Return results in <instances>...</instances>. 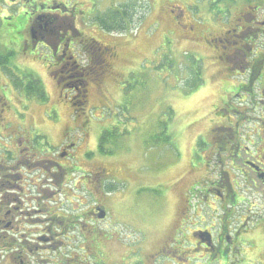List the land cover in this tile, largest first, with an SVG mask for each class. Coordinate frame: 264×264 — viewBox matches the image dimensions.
Here are the masks:
<instances>
[{
  "label": "flooded vegetation",
  "instance_id": "1",
  "mask_svg": "<svg viewBox=\"0 0 264 264\" xmlns=\"http://www.w3.org/2000/svg\"><path fill=\"white\" fill-rule=\"evenodd\" d=\"M242 1L246 8L231 28L205 37L206 42L218 48L222 68L236 53L243 52V47L237 45L238 37L249 39L247 42L259 36L264 39V28L259 26L264 18L258 20L256 13L259 5L254 4L255 9H251L249 0ZM77 6L76 1L69 7L62 0H0V47L3 49L0 54H11L8 64L14 61V54L37 56L44 62L46 78L53 80L56 88L50 95L55 106L52 112L57 118L60 98L70 107H76L75 114L78 110L84 112L86 85L97 80L92 76L94 54H87L79 43L77 25L81 20L75 14ZM245 20L248 24H243ZM185 27L178 28L181 36L186 32ZM232 44L237 45L236 53L228 54ZM104 52L108 54L106 58L98 56L100 63L117 55L112 46H106ZM249 54L258 57L262 53L254 50ZM263 59L264 56L256 58L253 67L241 66L246 63L238 60L241 65L237 64V68H249L250 75L229 88L232 95L213 108L219 121L207 130L212 133L211 138L207 135L204 139L203 134L195 138L189 166L194 174L201 170L204 173L182 192L180 207L167 210L165 194L171 187L168 183L156 199L160 203L159 212L143 220L140 215L133 220L117 210L111 212L112 197H106L108 206L95 202L88 210H79V196L75 193L78 187L97 180L106 169L92 165L84 176L75 175L80 168L70 162L78 159L76 153L70 152L74 149L71 141L60 147L54 158H43L52 153L53 147L46 146V134L54 123L44 117L48 126L43 135L37 131L35 122L25 120L22 110L11 108L14 120L3 126L10 138V146L4 147L10 163L5 170L0 168V247H8V264H264V110L253 120V129L244 132L240 122L250 119L243 115L244 109L239 110L232 103L236 96L239 106L250 103L256 107L246 95L253 97L254 77L258 85L264 82V73L256 63ZM17 63L8 66L10 75L0 68V113L1 107L8 103L4 100L6 91L12 92L13 102L15 95L22 97L21 93L13 92L18 81L25 84L29 80L32 86L38 80L40 90L45 92L43 75L34 73L32 62L23 64L31 66L29 71L21 70L17 65L22 64ZM21 88L23 98L33 96L29 95L31 87L22 85ZM259 90L260 96H264V88L260 89L259 85ZM42 95L44 98L39 103L48 99L46 92ZM30 130L35 133L31 135ZM176 155L174 160L182 162L180 155ZM58 157L68 162L62 164ZM210 164L218 168L215 179L206 174ZM32 170L41 171L45 178L38 179V183L35 178L27 179L25 174L29 175ZM29 187H34L32 194ZM245 192L252 193L250 198ZM107 193L113 195L109 186ZM253 195H260L262 204H256ZM46 201H53L54 205L48 207ZM107 219L112 228H101L100 223Z\"/></svg>",
  "mask_w": 264,
  "mask_h": 264
},
{
  "label": "rangeland",
  "instance_id": "2",
  "mask_svg": "<svg viewBox=\"0 0 264 264\" xmlns=\"http://www.w3.org/2000/svg\"><path fill=\"white\" fill-rule=\"evenodd\" d=\"M73 1L81 0H62V4L65 5L66 2L70 7ZM90 1L93 9L99 13H106L108 10L127 13L120 22L125 27L123 34L101 30L94 23H90L89 14L85 15L86 18L78 24L82 32L98 40L102 47H114L116 57L111 58L109 64L104 65V71L100 68L102 72L100 82L96 80L94 84L86 85L88 92L84 102V112L78 110L75 114L76 107H70L60 98L61 105H58L59 118H57L52 112L55 106L54 99L50 95V92L56 88L53 80L46 78L44 62L37 59V56L29 58L22 54H14V61L8 64L9 67H13V63L18 62L22 64L17 65L21 70L29 71L32 66L34 73L40 72L43 75L42 84L48 99L39 103V99L44 97L39 90L38 80L30 89L32 94L29 95L34 97L23 98L22 95L21 87L23 85L27 89L30 88L29 80L25 84L18 81L19 84L14 85L13 92L21 93L22 96L18 98L15 95L14 102L12 92L6 91L7 98L4 100L8 103L1 107L3 111L0 113V168L5 170V166L10 163L4 149L10 146V138L8 130L3 126L8 124V121L14 120L13 110H22L26 116L25 120L30 121L31 124L35 122L37 131L43 135L47 132L48 126L44 117L54 123L53 129H49L46 134L48 142L46 146L53 147L52 153L43 155V158H54L60 147L71 141L74 143V149L70 152L76 153L78 159L70 162H75L80 168L75 175L80 177L92 165L106 169L100 173L97 180H92L84 187H78L75 193L79 196L77 202L79 210H88L95 202L108 206L106 197L110 199L112 197L110 202L114 208H111V212L117 210L133 220L135 219L133 217L139 215L141 220L151 218L161 209L156 199L163 194L168 183L171 187L165 194L166 208L178 209L182 192L204 173V170H201L199 174H194L189 166L190 149L195 138L199 134H203L204 139H207V135L209 139L211 138L212 133L207 130L211 129V125H217L219 121L217 115L213 114V108L220 106L226 97L232 95L228 92L229 88L245 81L250 75L249 68L247 70L245 67L237 68V64L241 65L238 60L246 63L241 66L253 67L254 60L264 56L262 45L264 39L259 36L247 42L249 39L238 37L237 45L243 47L241 48L243 52L236 53L237 45L232 44L228 54L235 52L236 55L231 57L232 61H228V64H224L222 68L218 48L214 43L206 42L205 37L231 28L241 16L242 10L246 8L242 0ZM247 3L251 5V9H255L254 4L259 5L256 13L258 20H262L264 0H249ZM75 14L83 16L84 13L78 8ZM183 23L186 32L181 36L178 28L182 29ZM243 24L248 22L245 20ZM259 26L264 28V23ZM245 28L247 29L248 26ZM86 35L78 36L82 50L88 39ZM220 44L226 45V43ZM0 50L3 49L0 47ZM254 50L262 54H258V57L249 54ZM93 57L96 58L95 54ZM28 62H32L31 66L23 65ZM256 63L264 73V59ZM229 65L233 68H228ZM98 66L100 67V64ZM21 70L19 71L22 72ZM240 70L246 72L242 73ZM198 77L201 82L192 88ZM13 79L17 80L16 76H13ZM259 85L260 89L264 88V82ZM259 85L257 77H254L253 97L246 95L256 107L249 105L250 103L239 106L236 96L232 101L239 110L244 109L243 115L250 119L240 122L241 131L250 132L254 126L253 120L264 110V103L260 101V99L264 100V96H260ZM31 131L33 135L35 132ZM104 135L108 139L102 153L98 143L100 137ZM176 154L180 155L182 162L174 160ZM57 160L62 164L68 162L65 158L58 157ZM175 164L180 166L173 167ZM206 174L215 179L218 168L210 164ZM25 177L35 178V183L39 182L38 179L45 178L39 170H32L29 175L25 174ZM236 177L238 181L242 180L238 174ZM108 186L113 191V195H107ZM86 189L88 191H85ZM29 190L32 194L34 187H29ZM251 194V192L244 193L248 198ZM253 197L256 204H262L260 195ZM3 201L6 204L5 200ZM44 203L48 207L54 205L53 201ZM100 226L112 228L108 219L102 221ZM0 249V255H4L0 258V264H8L9 251H6L8 247H0Z\"/></svg>",
  "mask_w": 264,
  "mask_h": 264
},
{
  "label": "trees",
  "instance_id": "3",
  "mask_svg": "<svg viewBox=\"0 0 264 264\" xmlns=\"http://www.w3.org/2000/svg\"><path fill=\"white\" fill-rule=\"evenodd\" d=\"M78 6H77V10L78 8L81 10L83 14V16H77L78 20L83 21L86 17L85 15H90L89 16V21L90 23H94L95 25L98 26V28H100L101 30L107 32V33H112V32H116V33H123L125 30V27H123V24H120V22H122V18L124 19V14L126 13H119L116 10H108L106 13H99L98 11H95L96 9H93V4L90 0H81V1H76ZM92 6V8H91ZM89 11V12H87ZM127 14V13H126ZM82 23V22H81ZM78 27V25H77ZM79 35H86L84 32H82L79 28ZM88 37V35H86ZM105 47L100 44V42L98 40H96L93 37H88L87 42H85L84 44V50L87 52V54H95L96 58L94 59V69H93V76H95V78H97L98 81H100L101 77H102V72L100 70V68H102V70L104 71V65L106 63L109 64V60L107 62L104 63H100L98 60V56H102L106 58V55L108 54V52H104ZM105 53V54H103ZM11 54H0V68L4 70V73H10L8 71V60L9 58H11ZM100 64V67L98 66ZM201 82V79L198 77L195 81L194 84H192V88L196 87L199 83ZM198 83V84H197ZM31 84V83H30ZM31 87V86H30ZM40 90V88H39ZM40 92H42L40 90ZM44 92H42L43 94ZM32 94V92H31ZM104 132V131H103ZM106 139H108V137L106 138V135L100 137L99 139V150L100 152H104L103 151V146L106 143ZM80 171V170H79ZM60 173V171H59ZM84 173V172H82ZM85 174V173H84ZM83 174V176H84Z\"/></svg>",
  "mask_w": 264,
  "mask_h": 264
}]
</instances>
